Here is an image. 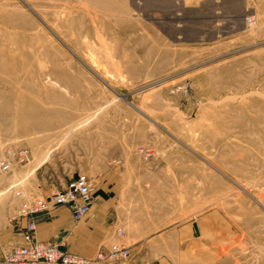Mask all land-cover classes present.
Listing matches in <instances>:
<instances>
[{
    "label": "rangeland",
    "instance_id": "374dc122",
    "mask_svg": "<svg viewBox=\"0 0 264 264\" xmlns=\"http://www.w3.org/2000/svg\"><path fill=\"white\" fill-rule=\"evenodd\" d=\"M3 161L0 229L85 174L143 264H264V0H0Z\"/></svg>",
    "mask_w": 264,
    "mask_h": 264
},
{
    "label": "built area",
    "instance_id": "2783aa9c",
    "mask_svg": "<svg viewBox=\"0 0 264 264\" xmlns=\"http://www.w3.org/2000/svg\"><path fill=\"white\" fill-rule=\"evenodd\" d=\"M23 155L25 151H20ZM10 161L0 163V172L10 168ZM93 183L85 174H78L59 191L45 198L27 199L21 192L14 196L21 203L9 222L16 224L20 219H26L21 231L22 244L9 251L0 252V264H119L128 261L130 254L127 247L113 244L108 249L97 251L92 257L86 258L71 254L60 249L55 244L41 243L35 239L34 216L47 212L58 206H66L77 222L89 213L93 202ZM117 233H122L120 229Z\"/></svg>",
    "mask_w": 264,
    "mask_h": 264
},
{
    "label": "crops",
    "instance_id": "0c3cea01",
    "mask_svg": "<svg viewBox=\"0 0 264 264\" xmlns=\"http://www.w3.org/2000/svg\"><path fill=\"white\" fill-rule=\"evenodd\" d=\"M93 198L89 213L77 222L72 219L71 212L66 206L54 207L35 215V239L41 243L55 244L62 250L86 258L92 257L99 250L108 249L113 244L123 245L128 248L130 257L128 261L119 264H143L132 254L130 247L116 243L122 240L115 234L120 222V206L104 188L97 195L94 192ZM25 222L26 219H20L16 224L7 223L0 229V251L22 244L21 231ZM202 223V219L196 221L198 231ZM191 228L194 226L190 225L187 230L191 231ZM162 261L167 259L162 258Z\"/></svg>",
    "mask_w": 264,
    "mask_h": 264
}]
</instances>
